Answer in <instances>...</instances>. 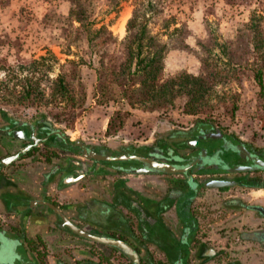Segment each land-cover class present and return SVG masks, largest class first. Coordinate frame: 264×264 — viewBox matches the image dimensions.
<instances>
[{
	"label": "rangeland",
	"instance_id": "1",
	"mask_svg": "<svg viewBox=\"0 0 264 264\" xmlns=\"http://www.w3.org/2000/svg\"><path fill=\"white\" fill-rule=\"evenodd\" d=\"M72 9L76 15H70ZM134 12L141 15L138 21L146 31L166 46L162 78L180 73L199 76L204 70L220 71V78L228 75L216 88L218 98L211 100V108L198 111L185 106L183 99H177L173 107L157 108L131 106L119 98L99 102L102 98L94 91L97 60L91 59L83 26L108 30L111 55L127 37V23ZM80 58L84 63L79 67L65 63ZM71 67L78 76L68 81L70 99L51 101L54 80L62 71L71 72ZM259 69L264 86V0H0V112L5 114L0 118L40 119L79 143L155 147L158 141L168 142L163 127L189 132L197 121H205L226 137L264 148L261 97L254 79ZM30 84L43 92L39 101L29 103L19 94ZM117 112L121 128L106 133ZM193 141L190 134L173 139L171 150L186 158L190 154L185 143L189 146ZM181 142L184 145L178 146ZM12 146L13 153L22 147L17 141ZM234 191L210 189L199 196L208 223L227 217L218 199L235 196ZM241 193L247 201L264 199L262 190ZM247 211L235 212L236 218L246 215L262 222L255 212ZM161 241L165 248L173 245ZM255 248L249 261L264 264V248Z\"/></svg>",
	"mask_w": 264,
	"mask_h": 264
},
{
	"label": "crops",
	"instance_id": "2",
	"mask_svg": "<svg viewBox=\"0 0 264 264\" xmlns=\"http://www.w3.org/2000/svg\"><path fill=\"white\" fill-rule=\"evenodd\" d=\"M7 147L0 156L9 154ZM38 165L0 168V252L16 258L0 264H134L118 248L74 236L52 209L89 234L128 244L141 264H252L249 256L258 244L238 233L252 232L257 219L232 218L235 212L224 207L227 217L208 223L201 213L199 196L223 187L195 185L197 193L187 199L189 188L174 185L180 175L158 172L109 175L102 187L87 176L79 180L76 162L61 170L58 182L38 183L39 172L50 168ZM242 195L235 196L245 199ZM233 197L218 200L223 204ZM162 239L173 245L165 248Z\"/></svg>",
	"mask_w": 264,
	"mask_h": 264
},
{
	"label": "flooded vegetation",
	"instance_id": "3",
	"mask_svg": "<svg viewBox=\"0 0 264 264\" xmlns=\"http://www.w3.org/2000/svg\"><path fill=\"white\" fill-rule=\"evenodd\" d=\"M193 128L194 130L192 133L194 134V141L191 143V145L189 144V147L187 148L188 150L186 149L185 151L186 153L188 151V154H190L186 158L181 157L178 154L175 155L171 151L169 153H173L172 155H175L174 157L172 156V158H160L159 155L157 156L155 154H151V151L150 153L141 154L140 157L172 164L178 168L188 167L187 172L176 174L181 175L182 178L187 181V183L183 180L181 183H175L174 185L175 187H181L182 185H185L189 188L190 193L194 194V196L197 193L194 190L195 185L203 187L209 182L218 181L232 183V186L223 188H233L235 190L234 192L237 194L241 193L243 190H249L250 192H258L262 190L264 192V187H254V184L262 186L264 185V169L258 167L254 162L255 159H259L264 162V148H256L251 144L243 143L235 139L228 140L225 135L214 130L210 124L202 125L201 129L207 130L204 133L197 132L195 130L196 126ZM57 132L60 131L56 130L49 123L40 119H33L31 121H18L5 117L0 118V140H5L8 142L2 144L0 142V151L3 150L4 152V145H8L7 148L9 150L8 155L3 156L1 154L0 168L4 166L20 167L30 166L32 164H48L50 168L45 167L39 172L38 183H40V180L42 182V180L45 178H48L49 181L56 183L60 178L61 170L67 168L70 164L74 165L76 162L77 165L75 166L78 168L76 170V176L79 178V180L82 177L87 176V178L89 177L98 181L100 186H102V178L105 179L109 175H118L120 172L125 171L123 169L124 167L122 166L104 165L101 162L110 161L95 160L93 159V156L118 157L125 156L123 154H126V152L120 151L115 153L112 151L110 145L103 144L100 145L106 147L107 149L101 151L95 143L70 142L62 133L61 136ZM13 141L21 143L22 146L16 150L15 153L10 152L9 149V146H12ZM240 145H242L248 151L250 158L238 151L237 147ZM83 148L90 158H85L83 156ZM155 151L158 152L157 150ZM72 154H76L80 159H82L79 161V164L76 160L70 157ZM159 154L162 153L160 152ZM175 159L177 161H175ZM10 160L11 162H9ZM237 166L256 167V169L250 172H229V169L235 168ZM142 168H145V165L139 162L137 163L136 167H129L125 172L136 174L134 170H140ZM210 175L213 177L211 178ZM68 179V177L65 178V180ZM194 196H189L187 199H193ZM221 206L225 207L226 209L229 208L234 212L238 211L239 213L242 210L255 212L262 222L256 224V228H254L252 232L245 234L238 233V235H241L243 240L256 242L260 247L264 248V217L255 209L258 207L264 209V199L255 198L252 201H247L243 198L234 196L229 202H224L223 204L221 203ZM52 210L54 211L55 209ZM237 215L238 214L235 213L234 217ZM75 226L81 228L78 225ZM72 234H74V236L80 237L74 232H72ZM209 251L212 252L211 249H209ZM2 259L10 261L13 259L15 260L16 258H14L13 255H7L5 252H0V261Z\"/></svg>",
	"mask_w": 264,
	"mask_h": 264
},
{
	"label": "trees",
	"instance_id": "4",
	"mask_svg": "<svg viewBox=\"0 0 264 264\" xmlns=\"http://www.w3.org/2000/svg\"><path fill=\"white\" fill-rule=\"evenodd\" d=\"M75 10L70 11V15H76ZM141 15L134 12L127 23V37L121 44V48L116 50L113 54H108L107 46L112 40L110 33L104 27L99 29H92L90 24L83 26L87 33V44L91 51V59L97 60V66L94 71L97 75L96 84L94 87L95 95L100 96L102 100L99 102L114 101L115 98L124 99L128 101L131 106L140 105L144 107L157 108L162 106L173 107L177 99H183L185 106L195 107L198 111H206L211 108V100L218 98L216 88L225 80L228 75L219 77V72L203 73L199 76L190 75L188 73H180L169 78H162L164 52L166 46L158 43L156 37L150 35L146 31L144 24L139 22ZM254 23V22H253ZM108 34V35H107ZM66 65L79 67L84 63L82 58L78 62L66 60ZM63 65L62 68H64ZM214 68L216 66L214 65ZM205 75V76H204ZM78 76V72L71 67V72L62 71L53 82L50 92V99L53 102L61 103L70 99V89L68 81ZM257 82L261 99V127L264 131V86L262 80V70L259 69L254 78ZM37 84V83H36ZM24 100L29 103L39 101L43 98V92L37 85L30 84L21 93ZM104 99V100H103ZM0 115H5L0 112ZM119 113L112 116L107 125L106 133H116L121 128L122 122L117 123ZM1 117V116H0ZM208 124L205 121H197L196 131L204 133L207 130L201 129L202 125ZM194 126V127H195ZM194 128L189 132L172 130L169 127H163V132L166 133L167 143L162 141L153 147H133L121 146L111 144L112 151L118 153L120 151L130 153L129 155H140L145 151L146 153L159 155L160 158H172L175 155L169 153L171 150L170 142L173 139H183L187 135H194ZM194 138V136H193ZM228 140L234 138L227 136ZM236 140V139H235ZM220 141V140H219ZM99 150H106L107 148L96 144ZM178 146L184 145L177 144ZM186 147H189L185 143ZM158 152H156L155 150ZM153 150V151H152ZM162 154H159L160 152ZM154 152V153H153ZM127 155V154H123ZM128 161H110L101 162L108 166H122L125 171L132 166V162ZM126 162V163H125ZM138 161H135L137 165ZM120 172V173H124ZM169 176V175H168ZM182 180H174L175 183H181ZM187 183V181H185ZM254 187H264V185L254 184ZM194 196L193 193L190 194Z\"/></svg>",
	"mask_w": 264,
	"mask_h": 264
},
{
	"label": "water",
	"instance_id": "5",
	"mask_svg": "<svg viewBox=\"0 0 264 264\" xmlns=\"http://www.w3.org/2000/svg\"><path fill=\"white\" fill-rule=\"evenodd\" d=\"M57 133L62 136L61 132H57ZM237 149L243 155L250 158L248 151L242 145L238 146ZM83 150H84L83 156L85 158H90V156L87 154V152L85 151L84 148H83ZM93 159L104 160V161L135 160V161H138V162L143 163L145 165V168H142L140 170H134V172L138 173V174H146V173H150L153 171L158 172V173H164V174H180V173H185L188 170V167L178 168L172 164H168V163H164V162H158V161L150 159V158H144V157L135 156V155H126V156H119V157H106V156L94 155ZM11 160L9 162H11ZM254 162L258 167H261L262 169H264V162L263 161H261L259 159H255ZM254 169H256V167L237 166L235 168L229 169V172H232V173L239 172V171L250 172V171H253ZM207 185L210 187H229V186H232L233 184L229 183V182H219L218 181V182H209ZM255 209L264 217V209L263 208L258 207ZM54 211L60 215V217L64 221V224L72 232H74L78 236L85 238L87 240H90L92 242H97L100 244L116 247V248L126 252L128 254V256L133 260L134 264H141L138 255L127 244L120 242L118 240L103 238V237H99V236L89 234V233L85 232L84 230H82L81 228H79V227L75 226L74 224H72L71 222H69L62 214L57 212V210H54Z\"/></svg>",
	"mask_w": 264,
	"mask_h": 264
},
{
	"label": "bare ground",
	"instance_id": "6",
	"mask_svg": "<svg viewBox=\"0 0 264 264\" xmlns=\"http://www.w3.org/2000/svg\"><path fill=\"white\" fill-rule=\"evenodd\" d=\"M121 31H122V27H121Z\"/></svg>",
	"mask_w": 264,
	"mask_h": 264
}]
</instances>
